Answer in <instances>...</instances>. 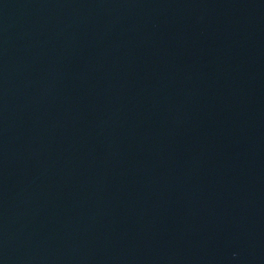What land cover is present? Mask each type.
Here are the masks:
<instances>
[{
  "label": "water",
  "instance_id": "obj_1",
  "mask_svg": "<svg viewBox=\"0 0 264 264\" xmlns=\"http://www.w3.org/2000/svg\"><path fill=\"white\" fill-rule=\"evenodd\" d=\"M0 264H264V0H0Z\"/></svg>",
  "mask_w": 264,
  "mask_h": 264
}]
</instances>
